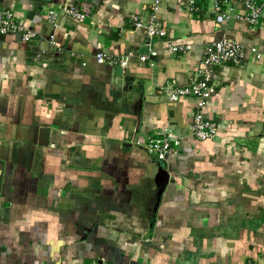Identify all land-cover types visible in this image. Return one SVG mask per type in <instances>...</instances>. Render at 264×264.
<instances>
[{
    "label": "crops",
    "instance_id": "1",
    "mask_svg": "<svg viewBox=\"0 0 264 264\" xmlns=\"http://www.w3.org/2000/svg\"><path fill=\"white\" fill-rule=\"evenodd\" d=\"M154 1L0 0L36 33L0 35V264H264V0L254 25L216 23L214 0H159L165 35L149 38L130 16ZM224 36L243 60L216 67L202 108L168 100ZM198 113L214 139L190 133ZM163 129L180 140L158 159L145 143Z\"/></svg>",
    "mask_w": 264,
    "mask_h": 264
},
{
    "label": "built area",
    "instance_id": "2",
    "mask_svg": "<svg viewBox=\"0 0 264 264\" xmlns=\"http://www.w3.org/2000/svg\"><path fill=\"white\" fill-rule=\"evenodd\" d=\"M245 8V13H232L231 8H224L228 4V0H214L213 12L216 23L220 24L223 21H228L232 17L246 21L248 24L254 25L258 22L262 15V5L258 0H240ZM159 0H155L151 11L146 18H142L137 14L130 16V21L134 28L143 29L147 37H162L165 35V28L160 24L156 17V4ZM186 7L190 12H198L200 6L198 0H186ZM63 15L72 16L77 19L83 18L86 13L79 11L73 5H63ZM59 14L55 11H49L48 18L51 21H56ZM20 33L23 41H30L35 37L36 33L26 27L21 20H19L12 9L3 8L0 6V35L9 33ZM190 48L185 44H169L168 49L171 52L183 53ZM255 58H260L261 53L255 47H251ZM156 55L154 49H149L148 54L142 55L141 60H146L149 56ZM244 47L238 42L227 37H222L219 40L212 41L204 47L200 64L197 69V78L189 82L185 86L174 87L169 86L166 89L167 98L170 101H176L182 97H193L198 100V107L204 105L205 99L215 92L216 82L215 73L216 67L223 63L230 62L239 64L243 60ZM95 58L99 63L112 64L114 59L106 53L98 51L95 53ZM119 65L125 67L127 64V56L118 59ZM190 133L199 140H212L216 135V122L212 119L203 117L198 113L193 119L190 128ZM180 138L170 130H161L156 136L150 137L145 143L147 151L153 154L158 159H165L174 148L179 144ZM89 264H104L102 262L92 261ZM243 264H258L255 262H245Z\"/></svg>",
    "mask_w": 264,
    "mask_h": 264
}]
</instances>
